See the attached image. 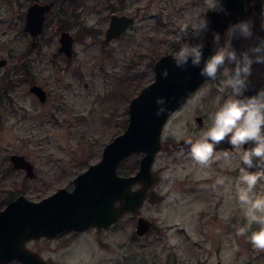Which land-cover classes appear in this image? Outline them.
<instances>
[{
	"label": "rangeland",
	"instance_id": "1",
	"mask_svg": "<svg viewBox=\"0 0 264 264\" xmlns=\"http://www.w3.org/2000/svg\"><path fill=\"white\" fill-rule=\"evenodd\" d=\"M27 1L0 0V57L6 58L0 66V208L17 193L36 200L58 186L68 188L71 178L97 160L102 145L125 127L130 98L153 78L149 61L196 43L194 0H124L120 10L135 16L126 33L104 45L98 41L100 30L78 34L66 58L56 51L53 23L46 24L37 45H28L20 27ZM101 2L85 1L83 24L93 19L92 27L103 28L104 10L92 7ZM70 24V33L77 35L80 22ZM30 82L45 89L44 101L27 90ZM196 98L197 93L189 96L167 118L153 162L156 178L139 207L106 227L63 230L25 245L48 264H263L264 251L247 239L259 225L248 226V206L238 199L246 187L240 181V157L214 151L209 165L201 166L177 146L185 137L195 142L210 126L209 118L201 125L195 120ZM10 152L32 163V177L11 167ZM140 154L123 158L119 172H134ZM250 196L264 197V179ZM137 214L152 221L143 235L134 232ZM245 227L248 232L239 235Z\"/></svg>",
	"mask_w": 264,
	"mask_h": 264
},
{
	"label": "water",
	"instance_id": "2",
	"mask_svg": "<svg viewBox=\"0 0 264 264\" xmlns=\"http://www.w3.org/2000/svg\"><path fill=\"white\" fill-rule=\"evenodd\" d=\"M45 6L31 4L27 8L25 27L32 38L40 30ZM232 20L234 18L231 15H221L216 22L212 20L211 25L222 30ZM132 22L131 15L112 13L102 42L118 37ZM58 40V50L68 55L72 41L70 35L61 31ZM201 44L204 46L203 58L207 59L212 55L209 41ZM173 54L166 52L154 60L153 78L128 102L125 127L102 145L97 160L88 163L71 178L70 188L58 186L36 200L17 193L0 208V263L16 259L23 264H48L36 250L25 245L27 240L51 238L66 229L78 231L89 226L105 227L143 203L153 184V162L161 148V133L167 118L207 79L200 74L203 61L199 67H193L189 61L181 69L175 65ZM4 63L5 58L0 57V65ZM165 68L169 73L167 78L161 76V71ZM29 91L43 100L44 91L38 84H31ZM158 98L165 101V111L160 115H157V110L161 107L156 102ZM189 140L179 139L178 148L188 151ZM226 146L232 147L225 140L214 148ZM133 152L141 153L135 171L129 174L119 172V162ZM8 160L13 168L22 169L25 176L34 175L32 163L23 154L12 152L8 155ZM239 165L244 166L241 161ZM135 183L138 186L132 188ZM151 225V219L138 214L134 232L142 235Z\"/></svg>",
	"mask_w": 264,
	"mask_h": 264
},
{
	"label": "clouds",
	"instance_id": "3",
	"mask_svg": "<svg viewBox=\"0 0 264 264\" xmlns=\"http://www.w3.org/2000/svg\"><path fill=\"white\" fill-rule=\"evenodd\" d=\"M214 10L217 13L225 11L222 3L217 4ZM87 24L93 26L94 20L88 19ZM207 29L208 22L205 21L201 30ZM228 32L234 37L237 35L246 39L252 37L251 27L246 21L230 25ZM219 41V34H214L213 42L219 45ZM203 47L200 43H185L173 54L175 65L182 69L190 61L193 67H199L203 61L200 74L210 79L216 78L218 71L226 62L234 65L226 81L233 95L210 114V126L202 132L199 139L195 142L187 141L189 155L199 165L207 166L213 157L214 147L225 140L234 149L240 150L241 165H244L240 167V181L246 187L240 190L238 199L241 204L248 206L245 211L248 226L259 225V229L252 231L247 239L254 248L264 251V197L253 199L250 196L258 180L264 179V90L252 96L245 95L248 90L252 64L264 63V40L251 49V56L248 52L238 55L232 48L218 46L210 57L204 59ZM168 75L167 68L161 71L163 78H167ZM156 102L161 105L157 110V115H160L165 111L163 107L165 101L163 98H158ZM246 144L252 146L245 149ZM251 168L258 170L251 172L248 170ZM218 183H223V180ZM247 232L248 227H245L241 228L238 234L245 235Z\"/></svg>",
	"mask_w": 264,
	"mask_h": 264
},
{
	"label": "flooded vegetation",
	"instance_id": "4",
	"mask_svg": "<svg viewBox=\"0 0 264 264\" xmlns=\"http://www.w3.org/2000/svg\"><path fill=\"white\" fill-rule=\"evenodd\" d=\"M85 1L86 0H28L27 3H25L22 9V12L20 14V21H21L20 27L29 36L28 45L30 47H34L35 45H37L38 43L37 39L39 35L43 32V30H45L46 24L50 22V23H53L54 29L57 32L56 51L62 54L63 57L69 58L73 52V49H72L73 41L79 40L81 38L79 36L80 34L92 35L94 34V32H98V30H100L101 36L98 38V41L100 44L104 45L113 39L121 37L123 34L126 33L127 29L134 23V20H135L134 14L120 10V8L122 7L121 5L124 4V0H102L101 3L94 4L92 5V7L95 9V11L99 10L100 8L104 10L103 17L106 18V22L103 28L99 29V27H92V26L83 24L82 19L84 17H82L81 14L83 10H84L83 14L87 13V10H85ZM194 2L198 6V13H197L198 16L196 18V23L194 24V27L192 28L193 37H196L194 38L196 40V43L201 44L203 41H206V40L209 41L212 54L217 50V47L219 46V47L232 48L236 51L238 55L243 52H248L249 55L251 56L252 55L251 49L254 48L257 44H259L261 40H264V0H220V1L219 0H194ZM220 3H222L225 11L217 13L215 12L214 8L217 4H220ZM31 4L46 5L45 7H43L40 30L35 33L33 38L31 37L29 30L25 27L26 11H27V8ZM54 10L55 12H57V15L54 19H52L49 15L52 12L55 13ZM210 12H212L213 19H212V15L210 14ZM112 13H124L126 15H131L133 17V22L130 26L126 27L125 30L122 32V34L119 35L118 37H111L105 42H102L104 30L108 26L109 17ZM221 15L225 17L231 15L234 18V20H232L231 22H228V24L224 26L222 30H218V28H216L214 25H211V21L218 20V18ZM68 18L71 20L67 21L66 19ZM55 19L57 20L56 25H55ZM205 21L208 22V29L202 31L200 26H202V24ZM240 21H246L250 25L251 31H252L251 38L246 39V38L240 37L239 35L234 37L228 32L230 25H234ZM79 22H80V25H78L77 27L78 33L77 35L72 36L67 25H71L70 23H79ZM61 31H66L72 39L71 50L68 55L64 54L63 51L58 50V46L60 44L58 38H59ZM216 33H218L220 36L219 45L213 42L214 34ZM5 63H6V58H5ZM5 63L0 66L5 65ZM233 68H234V65L226 62L225 65L218 71L215 79L207 78L206 80L201 82L197 86V88H195V90L189 95V96L196 95L197 93V98L195 101V108H196L195 112L196 113H195L194 118L199 125H201L204 121H206V119L208 120V118L210 117V114L214 113L227 99H229L233 95L232 89L226 84V81L229 78ZM33 83L38 84L36 82H30L27 86L28 91H29V86ZM38 85L44 91L43 100H40L31 91L29 92L38 101H44L46 99L47 93L40 84ZM260 90H264V63H253L251 67V76L249 77L248 90L247 92H245V95L252 96V95H255ZM189 96L187 97V99L189 98ZM186 100L182 104H184ZM185 138H188V137H185ZM251 146H252L251 144H246L244 145V148L247 149ZM221 150L231 152V154H228L225 157H240V150L234 149L233 146L214 148V151H221ZM10 153H8V155ZM239 162H240V159H239ZM239 162H238V165H239ZM240 167L241 166L239 165V168ZM239 168L237 169L239 170ZM248 170L251 172H255L250 169ZM124 174H129V173H124ZM155 178H156V175L154 173L153 183L155 181ZM70 186L68 188H70ZM137 186L138 184L135 183L132 185V188H135ZM87 228H101V227L89 226ZM66 230H72V229H66ZM72 231H75V230H72Z\"/></svg>",
	"mask_w": 264,
	"mask_h": 264
},
{
	"label": "trees",
	"instance_id": "5",
	"mask_svg": "<svg viewBox=\"0 0 264 264\" xmlns=\"http://www.w3.org/2000/svg\"><path fill=\"white\" fill-rule=\"evenodd\" d=\"M153 60H154V57L149 61L150 63V65H152V63H153ZM125 170H127V169H125Z\"/></svg>",
	"mask_w": 264,
	"mask_h": 264
}]
</instances>
